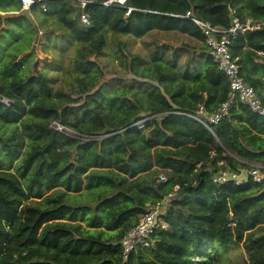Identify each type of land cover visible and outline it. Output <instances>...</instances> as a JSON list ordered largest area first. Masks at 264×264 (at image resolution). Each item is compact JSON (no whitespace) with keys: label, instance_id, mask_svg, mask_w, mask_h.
I'll list each match as a JSON object with an SVG mask.
<instances>
[{"label":"trees","instance_id":"obj_1","mask_svg":"<svg viewBox=\"0 0 264 264\" xmlns=\"http://www.w3.org/2000/svg\"><path fill=\"white\" fill-rule=\"evenodd\" d=\"M105 1L85 6L87 26L65 0L27 10L21 0H0V39L40 13L44 26L31 37L43 31L50 43L53 22L57 38L75 46L59 79L15 50L13 39L0 54V97L9 99L0 101V264H197L194 255L207 263L216 244L240 245L245 264H264V183L212 180L219 169L264 165V117L236 102L207 129L177 113L200 105L214 112L229 92L204 35L180 15L228 28L233 8L240 20L262 24L264 0ZM109 32L180 34L194 45L154 42L145 58L117 42L122 75L107 78L98 57ZM230 52L264 104V24L238 32ZM176 186L163 213L167 228L124 259L123 236Z\"/></svg>","mask_w":264,"mask_h":264},{"label":"built area","instance_id":"obj_2","mask_svg":"<svg viewBox=\"0 0 264 264\" xmlns=\"http://www.w3.org/2000/svg\"><path fill=\"white\" fill-rule=\"evenodd\" d=\"M38 1L40 0H21L22 9L27 10ZM65 1L71 6L80 7L79 22L88 26L90 20L84 8L91 0ZM103 4L107 6L115 5L125 7L126 0H107ZM41 8L45 10L44 5H41ZM127 9L126 14L130 12L131 8ZM230 12L232 20L228 28L213 25L193 15L190 11H187L184 15H180L181 17L191 20L201 34L204 35L205 43L209 48L212 61L216 64L217 68L225 74L229 82L228 97L216 111L209 112L203 105H200L194 113L177 112L197 120L207 129H210V124H215L225 117L231 106L236 102L248 106L254 113L264 117V104L253 87L244 81L240 74L239 66L230 52V43L238 32H243L248 29H258L264 23L256 24L251 18H246L242 21L234 15L235 10L233 8L230 9ZM262 54H264V52H262ZM0 101L4 104L9 103V99L6 97H0ZM141 123L142 121L137 124L141 125ZM52 127L61 132L72 133L69 129L58 123H54ZM158 178L160 181H166L164 173H159ZM246 178H251L252 181L256 183H264V165L250 164L248 168L240 169L238 172L230 171L229 169H219L212 175V180L216 184L231 180L239 185ZM177 190L178 186H176L174 192L170 193L162 202L153 206H148L146 211L138 216L136 225L123 236L120 242L124 259H127L129 254L136 251L138 248L149 247L151 244V235L159 229L167 228L168 224L164 220L163 213L166 208V203L174 196Z\"/></svg>","mask_w":264,"mask_h":264},{"label":"rangeland","instance_id":"obj_3","mask_svg":"<svg viewBox=\"0 0 264 264\" xmlns=\"http://www.w3.org/2000/svg\"><path fill=\"white\" fill-rule=\"evenodd\" d=\"M40 18V13H30L27 16V20L23 19L18 26H15L12 34H6L4 37H2L0 39V54L5 49H8V43L13 39L15 40V50H18V52L26 51L28 56L26 59L30 63H34L36 57L37 68L39 70L44 69L46 71L44 72L47 75L57 77L59 79L62 69L69 64L68 62L74 53L75 46L72 45L73 43L68 38H65V40H59L57 38V36L61 34V29L59 30L57 27H55L53 22L48 23L47 26V29L54 33L50 43L46 42L43 31H38V39L36 42H34L35 37L30 36L31 31L33 30V32H35L44 26L41 23ZM14 36H18L19 39H14ZM32 39V44L35 43L36 46L35 52L31 53V47H29V44ZM117 42L125 44V49H127L129 52L139 54L145 58H147L150 51L154 48V42H167L173 46H179L182 45V43L194 45V41H192L187 36L180 34L153 32L144 38L137 39L131 36L112 34L109 32L107 34V43L104 46V54L98 57L99 63L104 67V69L107 70V78H117L122 75L121 72L123 69L119 64V60L115 59ZM30 53L33 56H31ZM24 54L22 53V55ZM184 57L185 55L183 56V59ZM60 63L61 69L58 70ZM214 251L216 255L215 253L211 252L210 256L206 258L207 263L202 262L201 258H199L197 255H194L193 259L197 264H245V252L240 245L223 247L220 244H216Z\"/></svg>","mask_w":264,"mask_h":264},{"label":"water","instance_id":"obj_4","mask_svg":"<svg viewBox=\"0 0 264 264\" xmlns=\"http://www.w3.org/2000/svg\"><path fill=\"white\" fill-rule=\"evenodd\" d=\"M79 13H80V7H79V6H74V17H73V19H74V21H76V22H79ZM38 36H39V34H36V36H35V38H34V42L37 41ZM35 46H36L35 43L32 44L31 49H30V52H31V53H32V52H35ZM36 60H37V58L35 57V62H36Z\"/></svg>","mask_w":264,"mask_h":264}]
</instances>
